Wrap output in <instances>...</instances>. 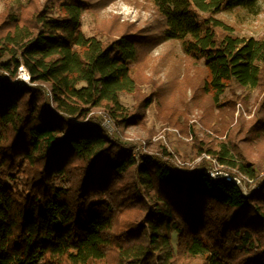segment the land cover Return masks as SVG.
Returning <instances> with one entry per match:
<instances>
[{
	"label": "trees",
	"instance_id": "1",
	"mask_svg": "<svg viewBox=\"0 0 264 264\" xmlns=\"http://www.w3.org/2000/svg\"><path fill=\"white\" fill-rule=\"evenodd\" d=\"M149 1L153 33L87 36L90 0H26L1 21L0 264H264V177L243 195L211 178L206 160L180 168L162 146L136 156L91 113L126 128L161 102L152 87L132 107L121 101L160 40L179 41L203 65L204 92L264 85V38L233 34L217 17L259 0ZM21 66L30 83L16 80ZM235 97L218 106L233 108ZM256 115L249 132L264 130V97ZM205 145L224 166L260 170L227 142Z\"/></svg>",
	"mask_w": 264,
	"mask_h": 264
},
{
	"label": "rangeland",
	"instance_id": "2",
	"mask_svg": "<svg viewBox=\"0 0 264 264\" xmlns=\"http://www.w3.org/2000/svg\"><path fill=\"white\" fill-rule=\"evenodd\" d=\"M25 2L0 0V23L10 9L18 11ZM90 2L92 10L85 12L82 17V30L87 36H102L118 28L140 29L146 33L157 30L156 21L159 17L149 0ZM217 17L231 28L233 34L242 38H264V0H259L252 11H223ZM147 52V58L137 72L135 93L123 94L121 101L132 107L138 97L152 87L160 89L158 97L161 102L158 98L154 100L146 109L143 120L126 128H116L108 117L112 127L106 128L107 132L127 143L136 156L157 153L162 146L173 154L174 161L179 159L192 165L190 169L203 160L208 161L207 168L211 167L213 163L207 156L216 159L212 154L199 150L201 143L216 150L219 143L227 142L236 149L233 150L237 160L240 159L237 154L240 151L248 160L259 165L260 170L254 177V184L259 185L264 177V130L258 132L257 127L256 131L249 132L248 127L257 116L258 104L264 97V85L256 88L232 85L218 96L219 93L210 86L205 92L201 89L206 71L203 65L195 64L185 56L179 41L160 40ZM7 57L4 55L1 60ZM19 73L18 69L17 79H20ZM232 96L237 98L233 108L218 106L219 102ZM91 113L103 114L100 109ZM260 122L264 123V115ZM219 168L224 172L241 173L237 168ZM247 187L250 191L255 190L252 185L248 184Z\"/></svg>",
	"mask_w": 264,
	"mask_h": 264
},
{
	"label": "built area",
	"instance_id": "3",
	"mask_svg": "<svg viewBox=\"0 0 264 264\" xmlns=\"http://www.w3.org/2000/svg\"><path fill=\"white\" fill-rule=\"evenodd\" d=\"M18 69L20 70L18 77L20 79L24 80L25 82L27 81L29 83L30 77H29L26 69L23 66L19 67ZM97 116L101 118L102 125L105 128L110 129L112 127L111 122L107 116H105L104 114H101V113H100V115H97ZM207 159H209L213 163L211 165V167H209L207 169V172L211 178L223 179V180H228V181L233 182L235 185H237L239 187V189L243 195H248V194H250V192H252L248 189V187H247L248 184L254 186L255 190H257L259 188L260 185L254 184V177H250L244 173L233 174L230 172L221 171V169L219 167L224 166V165L220 164L217 159H212L209 156H207ZM175 163L180 168L181 167H187V166H188L187 168H190L192 166L190 164L188 165L185 162H181L179 159H175Z\"/></svg>",
	"mask_w": 264,
	"mask_h": 264
}]
</instances>
